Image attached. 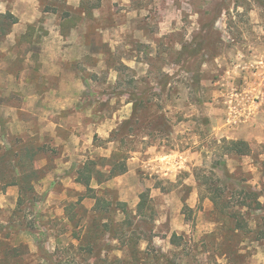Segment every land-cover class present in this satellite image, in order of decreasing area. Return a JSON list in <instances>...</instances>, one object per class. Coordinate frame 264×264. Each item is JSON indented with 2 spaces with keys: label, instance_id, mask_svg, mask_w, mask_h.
I'll use <instances>...</instances> for the list:
<instances>
[{
  "label": "rangeland",
  "instance_id": "obj_1",
  "mask_svg": "<svg viewBox=\"0 0 264 264\" xmlns=\"http://www.w3.org/2000/svg\"><path fill=\"white\" fill-rule=\"evenodd\" d=\"M41 1L45 13L67 12L64 0ZM115 2L119 21L112 19L113 5L108 3L105 16L106 29L121 27L114 34L90 35L94 29L90 25L89 35L65 36L62 43L84 40L90 50L105 55L107 65L116 66L120 80L109 84L108 72L98 81L91 78L97 85L86 86L82 104L91 108L93 116L74 118L88 127L82 131L75 126L68 148L61 150L46 140L44 155L50 162L41 169L43 179L35 184L33 199L21 203L19 196L0 213V264H264V142L251 145V157L222 159L215 142L228 139L217 137L214 130L216 123L226 130L223 120L231 94L259 85L254 90L257 104H252L259 106L264 97V64L250 63L253 57L264 61V9L255 0ZM73 21L81 20L75 16ZM49 24L42 19L39 29L29 26L16 46L32 51L43 45ZM137 25L149 36L151 47L144 52L151 56L150 69H130L124 62L133 59L134 50L143 51L134 39ZM7 37L0 38V45L10 44ZM137 96L144 100L132 125L134 132L120 141L116 132L130 118L127 105ZM122 132L127 133V128ZM37 144L27 143L32 148ZM115 154L127 158L128 172L118 181L102 186L94 182V193L75 182L83 173L80 168ZM168 154H174V163L185 166L167 169L160 159ZM222 160L232 180L219 167L212 171ZM3 168L10 171L8 179L14 177L9 166ZM200 170L210 178L215 172L223 181L228 191L227 214L237 212L245 184L261 193L263 210H251L245 220L238 219L246 227L235 232L237 221L223 219L220 206L201 201L196 180ZM60 177L71 180L59 181ZM145 192L149 194L145 217L133 220L117 214V225L126 218L127 234L119 241L110 239L103 227L109 213L102 220L91 196L113 204L126 202L136 216L139 197ZM84 196L88 197L80 202Z\"/></svg>",
  "mask_w": 264,
  "mask_h": 264
},
{
  "label": "crops",
  "instance_id": "obj_2",
  "mask_svg": "<svg viewBox=\"0 0 264 264\" xmlns=\"http://www.w3.org/2000/svg\"><path fill=\"white\" fill-rule=\"evenodd\" d=\"M132 1L136 0H129L127 5ZM49 2L57 3L58 0ZM107 3L113 5L112 19L119 21V8L116 7L115 0H64L67 12L57 10L53 13L44 12L41 0H0V15L10 13L18 21L7 37L10 44L0 45V154L7 149L24 150L27 143L37 142L35 146L37 158L33 165L35 169L41 170L50 162L44 155L43 146L47 145L46 140L53 146L65 150L73 141L75 126L82 131L87 129L88 125H84L82 118L92 117L93 112L91 108L83 106L82 101L85 100L87 87L97 85L91 78L98 81L108 72V83H116L118 79L120 80V73L115 65H107L103 53L94 52L86 47L84 40L77 39L72 45H64L62 42L65 36L84 38L89 35L90 25H94L90 35L94 34L97 37H105L119 30L121 28L119 25L111 31L106 29ZM75 11L80 14H75ZM75 16L80 17L79 23L73 21ZM42 19L51 22L46 29L43 27L48 37L45 38V43L43 45L40 43L32 51L16 46L17 39L26 34L29 26L37 29L42 26ZM65 29H68V32ZM133 34L135 42L143 46V51L134 50L133 59L129 63L124 61L126 67L150 69L151 56L148 57L146 54L148 52H144L151 47L147 30L137 25ZM111 49L115 53L113 45ZM144 56L148 59L144 60ZM253 62L264 64V61L254 57L250 60V63ZM258 87L260 86H249L244 92L233 93L228 97L226 106L228 116L225 121L223 120L226 130L219 129V124L216 123L214 130L217 137L245 141L250 146L261 145L264 142V97L258 102L259 106L252 104L253 102L257 104L254 100V90H258ZM128 107L131 108V118L133 103H129L127 109ZM74 118L82 120L75 123ZM214 121L212 119L213 123ZM60 133L66 134L65 138L61 137ZM173 155L168 154L160 159L163 166L165 163L167 169L185 166L184 162L174 163ZM130 173L131 171L128 174ZM120 177L106 184L118 181ZM62 180L64 179L60 177L59 181ZM68 180L71 178L66 177L64 182ZM18 197L19 188L16 186L4 188L0 179V213L10 209ZM139 204L140 197L136 207Z\"/></svg>",
  "mask_w": 264,
  "mask_h": 264
},
{
  "label": "trees",
  "instance_id": "obj_3",
  "mask_svg": "<svg viewBox=\"0 0 264 264\" xmlns=\"http://www.w3.org/2000/svg\"><path fill=\"white\" fill-rule=\"evenodd\" d=\"M263 9H264V0H255ZM18 23L17 19L13 17L11 14H7L6 16L0 15V38H6L12 30V27ZM144 97L140 96L134 100L133 103V114L132 117L123 123L122 129L116 132V134L120 135L118 140L122 141L126 134H131V131L134 132L132 125L134 121L137 119L139 110L141 108V103L143 102ZM144 108H146L144 106ZM167 119L162 116V124L164 127H167ZM127 128V133H123V129ZM131 136V135H130ZM216 144L219 143V149L221 151V158H242V157H251L253 155V149L249 145V143L245 141H233V140H222L220 142H215ZM36 147H28L23 150L17 151L13 149H7L6 151L0 154V179L3 182L4 188L6 186H16L19 188V202H25L27 198L33 199L35 193V184L40 182L43 179L42 170L35 169L33 162L37 158L35 150ZM127 158L123 156L117 157V155H113L110 160L101 159L99 162L91 161L87 165L83 166L81 169L80 178H77V183L82 184L87 190L92 191L94 193L95 190L91 188L92 183H96L98 186H102L103 184L117 178L123 176L127 173ZM3 166H9L11 168L12 174L14 177L8 179L7 173L10 171L4 170ZM100 167V168H99ZM221 168L223 172V176L227 177V179L232 180L233 175L229 174L227 170V163L225 160H222L216 166L211 167L212 171H216L217 169ZM99 168V169H98ZM203 173H206L205 170L199 171V174H196V180L198 186L200 188V198L201 201L209 200L215 208L221 207V213L223 219H229L230 221H237L238 225L235 224L234 231L238 232L245 229L246 224L243 225L238 219L245 220L246 216L251 210H263V206L260 202V199L263 198L260 192L255 191L252 187L241 186L242 189V196L237 201L236 209L237 212L235 214H227L226 213V199L228 196V191L226 186H223V181L215 174V172H211L214 174V178H210L208 176H203ZM216 178V179H215ZM244 181V180H243ZM242 181V182H243ZM245 182V181H244ZM207 188L208 190L203 191V188ZM208 196H207V194ZM31 194V198L28 196ZM148 192H145L140 197V204L138 206V213L136 216H132L131 212L125 203H116L113 204L112 202L103 201L101 198H97L95 195L91 196V199L96 200V211L100 213L101 219L104 220L106 213H109L106 216V223L104 224L105 230L109 233L110 239L112 240H122L126 236V218L136 220L142 219L144 216V212L148 210ZM88 196L81 197L80 202L85 200ZM79 204V202L77 203ZM75 205V204H74ZM73 207V205H70ZM101 206V208H100ZM117 214H122L126 218L123 220L122 224L117 225L115 222V216ZM250 214V213H249ZM133 224H129L128 227H131ZM118 226L120 231L118 230ZM120 232V233H119ZM175 238V236L173 237ZM175 246H179L178 243L173 241ZM133 246V244H132ZM90 253L93 250H89ZM102 251L97 254V262H99L100 255ZM89 254V253H88Z\"/></svg>",
  "mask_w": 264,
  "mask_h": 264
}]
</instances>
